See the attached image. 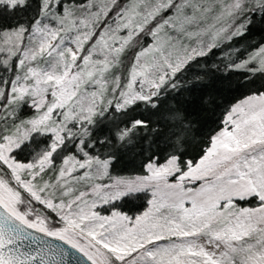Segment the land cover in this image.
<instances>
[{"label":"snow or ice","instance_id":"obj_1","mask_svg":"<svg viewBox=\"0 0 264 264\" xmlns=\"http://www.w3.org/2000/svg\"><path fill=\"white\" fill-rule=\"evenodd\" d=\"M0 264H264V0H0Z\"/></svg>","mask_w":264,"mask_h":264},{"label":"trees","instance_id":"obj_2","mask_svg":"<svg viewBox=\"0 0 264 264\" xmlns=\"http://www.w3.org/2000/svg\"><path fill=\"white\" fill-rule=\"evenodd\" d=\"M256 39H259V36H257Z\"/></svg>","mask_w":264,"mask_h":264}]
</instances>
